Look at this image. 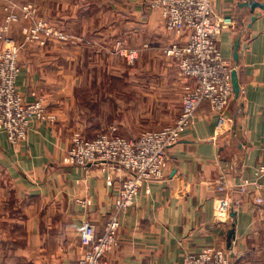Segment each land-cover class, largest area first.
I'll return each mask as SVG.
<instances>
[{
  "label": "crops",
  "instance_id": "obj_1",
  "mask_svg": "<svg viewBox=\"0 0 264 264\" xmlns=\"http://www.w3.org/2000/svg\"><path fill=\"white\" fill-rule=\"evenodd\" d=\"M242 2L213 0L222 27L219 47L238 71L239 98L230 103L223 120L209 103L200 105L193 125L170 149L164 178L146 182L128 210L117 213L114 207L123 176L113 175L109 184L98 166L64 163L72 138L60 121L32 119L26 140L19 144L0 131V225L23 228L11 237L0 230V264H77L83 222L90 220L101 235L116 214L121 244L108 255L114 264H183L188 254L208 246L228 251L231 264H264V207L258 209L254 201L256 195L264 199V188L247 197L234 193L241 203L229 221L214 219L220 178L233 188L253 179L257 165H264V11L257 9L252 21ZM10 4L19 14L26 6L35 9L36 19L68 36L41 46L26 39L25 29L33 23L28 20L0 33V50L11 42L24 44L19 92L28 103L42 101L58 120L73 95L71 51L76 44L103 49L114 45V35H131L141 26L165 46L185 41L166 29L160 11L147 0H1L0 26ZM163 57L167 73L174 75L171 82L184 95L189 81L179 76L171 57ZM10 194L15 200L9 204ZM232 229L235 238L229 247ZM1 243L12 245L4 249Z\"/></svg>",
  "mask_w": 264,
  "mask_h": 264
},
{
  "label": "built area",
  "instance_id": "obj_2",
  "mask_svg": "<svg viewBox=\"0 0 264 264\" xmlns=\"http://www.w3.org/2000/svg\"><path fill=\"white\" fill-rule=\"evenodd\" d=\"M147 1H150L152 8L160 11L166 29L185 39L182 42L175 41L164 49L165 55L176 62L180 76L189 81L184 85L178 118L172 125L146 131L135 139L113 133H103L87 139L76 133L72 137V146L64 157L67 165L84 168L98 166L107 176L109 184L114 181L113 175L123 176L122 187L114 201L117 213L134 205L136 196L146 182L164 178L170 149L180 142L183 131L193 125L200 105L209 103L211 109L221 115L223 120L224 112L234 99V66L224 57L219 47L222 27L220 19L214 14L213 0ZM4 11L6 17L0 26V33L9 31L14 23L28 20L33 22L29 29H25L26 39L29 41L44 45L52 37L68 39L66 34L50 27L45 21L36 19V10L29 6L23 7L21 14L12 4L4 7ZM23 48L24 44L11 42L0 50V131L12 144L26 140L32 119L56 121V116L46 110L42 101L26 102L17 88ZM123 48L122 43L118 42V49ZM123 54L130 62L138 57L136 49L125 50ZM216 188L218 196L214 219L217 223H227L230 212L241 203L234 199V193L247 197L255 189L264 188V165H257L251 180H244L229 188L226 180L221 177ZM254 201L258 209L264 207L262 196L256 195ZM82 204L85 205L86 202L83 201ZM119 228L118 214L110 218L101 235L97 234L94 224L86 219L79 233L83 252L77 264H114L108 259V255L120 247ZM183 264H231V257L224 249L208 246L199 253L188 254Z\"/></svg>",
  "mask_w": 264,
  "mask_h": 264
},
{
  "label": "rangeland",
  "instance_id": "obj_3",
  "mask_svg": "<svg viewBox=\"0 0 264 264\" xmlns=\"http://www.w3.org/2000/svg\"><path fill=\"white\" fill-rule=\"evenodd\" d=\"M110 20L111 17L107 19ZM140 28L131 35H114L117 42L105 45L103 49L76 44L71 51L73 95L59 120L55 115L56 120L68 129L66 132L71 138L76 133L87 139L113 133L135 139L146 131L172 125L178 118L183 90L175 81L171 82L174 75L167 73L163 56H166L164 49L168 45L161 44L154 34L146 33L143 26ZM51 40L59 39L52 37L40 45L45 46ZM118 40L123 49H118ZM130 49L138 51L133 62L123 54ZM7 196L9 204L13 203L14 195ZM10 208L8 213L12 212ZM0 230L10 237L23 233V228L8 223L0 225ZM1 244L4 249H10L9 245H12Z\"/></svg>",
  "mask_w": 264,
  "mask_h": 264
},
{
  "label": "water",
  "instance_id": "obj_4",
  "mask_svg": "<svg viewBox=\"0 0 264 264\" xmlns=\"http://www.w3.org/2000/svg\"><path fill=\"white\" fill-rule=\"evenodd\" d=\"M240 5H241V7H246L251 11V13L253 14L252 21L256 20L258 17V13H256L257 9L264 11V2H259V1H255V0H246V1H243ZM234 46L235 47H234L233 59L235 61V65L237 66V64L239 63V52H238V50L240 47V39L235 40ZM232 82H233V88H234V98L238 99L241 89H240V83H239V78H238V71H237L236 67H234V69L232 71ZM232 216L235 217L236 213H232ZM234 238H235V231L232 229L229 231V234H228L229 247H231L232 240Z\"/></svg>",
  "mask_w": 264,
  "mask_h": 264
}]
</instances>
